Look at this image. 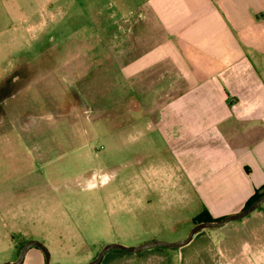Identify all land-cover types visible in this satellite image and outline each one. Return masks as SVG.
<instances>
[{"label": "crops", "instance_id": "0c3cea01", "mask_svg": "<svg viewBox=\"0 0 264 264\" xmlns=\"http://www.w3.org/2000/svg\"><path fill=\"white\" fill-rule=\"evenodd\" d=\"M70 1L93 40L115 41L123 29L124 40L134 42L124 50L125 77L156 68L181 76L186 88L158 102L150 116L177 161L146 169L157 193L142 201L160 204V212L146 215L160 226L141 244L164 241L153 235L164 231L174 234L169 242L183 240L203 213L216 221L243 210L264 187V0ZM68 6L67 0H0V72L19 71L14 58L21 42L35 40L47 25L37 16L51 18V9ZM173 81L170 89H178ZM196 205L197 213H185ZM263 205L200 231L182 247L113 249L100 264H264ZM34 251L23 264H45L43 252Z\"/></svg>", "mask_w": 264, "mask_h": 264}, {"label": "rangeland", "instance_id": "374dc122", "mask_svg": "<svg viewBox=\"0 0 264 264\" xmlns=\"http://www.w3.org/2000/svg\"><path fill=\"white\" fill-rule=\"evenodd\" d=\"M67 2L51 18L37 16L47 25L21 42L19 71L0 72V264L33 239L51 264L93 260L107 244L140 245L160 226L146 217L160 204L142 201L157 193L146 169L177 161L150 116L186 89L182 77L156 68L125 77L124 50L134 42L123 29L115 41L93 40ZM153 235L169 242L174 234Z\"/></svg>", "mask_w": 264, "mask_h": 264}, {"label": "water", "instance_id": "95a60500", "mask_svg": "<svg viewBox=\"0 0 264 264\" xmlns=\"http://www.w3.org/2000/svg\"><path fill=\"white\" fill-rule=\"evenodd\" d=\"M263 204H264V194L257 201H255L250 207L244 208L238 213L223 217L216 221H204V222L197 223L191 229L188 236L183 240L174 241V242H168V241H163V240H153V241L146 242L138 246H126L121 243L107 244L102 248V250L98 253V255L93 260L89 262H85V263H76V264H100L105 254L113 249H120V250L131 252V253H140L144 250L151 249V248H159V247L179 248L189 243L194 237V235L199 233L200 231L206 230V229H218L230 222L241 220L249 216L255 210L260 208ZM33 247H37L43 252L44 257H45V264H51V253L48 247L45 245V243L39 240H34V239L29 240L25 243L24 247L22 248L20 252L18 259L14 261H8L2 264H23L27 252Z\"/></svg>", "mask_w": 264, "mask_h": 264}, {"label": "trees", "instance_id": "16d2710c", "mask_svg": "<svg viewBox=\"0 0 264 264\" xmlns=\"http://www.w3.org/2000/svg\"><path fill=\"white\" fill-rule=\"evenodd\" d=\"M264 190V187L260 190H258L246 203L244 208L250 207L255 201H257L264 193L262 192ZM210 219L209 215L207 213H203L195 218V223H200L204 221H208ZM213 221V220H212Z\"/></svg>", "mask_w": 264, "mask_h": 264}]
</instances>
